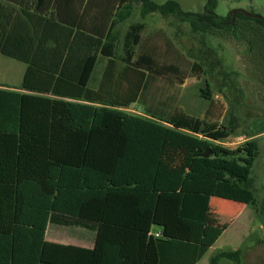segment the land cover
<instances>
[{
  "label": "trees",
  "instance_id": "1",
  "mask_svg": "<svg viewBox=\"0 0 264 264\" xmlns=\"http://www.w3.org/2000/svg\"><path fill=\"white\" fill-rule=\"evenodd\" d=\"M134 1L114 0V13L111 0L100 3L111 19L106 32L81 33L91 39L79 83L82 95L106 106L19 94L17 111L0 108V264H195L220 232L211 237L206 232L212 197L257 206L251 175L259 156L257 135L264 128L250 127L241 145L230 148L220 142L235 130L231 119L217 125L146 103L142 114L118 108L138 99L146 73L160 78L179 73L173 64L159 65L152 53L137 52L144 22L117 28L131 16ZM136 1L142 18L172 14L195 31L244 44L247 69L264 88V19L242 12L234 18L221 16L217 0H206L197 12L175 0ZM99 55L111 62L118 58L139 76L127 99L90 95L97 94L88 89V80ZM192 68L200 67L193 63ZM51 92L59 93L55 88ZM200 92L211 97L209 84ZM174 129L201 135L202 140L189 153L188 169L178 184L170 182L159 190V159ZM50 225L94 230L91 254L44 248ZM242 255L240 249L220 251L210 264L221 258L241 264Z\"/></svg>",
  "mask_w": 264,
  "mask_h": 264
},
{
  "label": "crops",
  "instance_id": "2",
  "mask_svg": "<svg viewBox=\"0 0 264 264\" xmlns=\"http://www.w3.org/2000/svg\"><path fill=\"white\" fill-rule=\"evenodd\" d=\"M86 2L87 0H0V50L4 49L12 54L9 56L0 51L2 111H17L19 94L60 99L74 105L106 106L85 100L79 83H82L84 56L88 53L91 42L89 37L81 33L86 32L92 36L106 32L111 19H108L109 11L100 9V3H107L109 0ZM111 3L114 13V0ZM107 9L110 10V7ZM123 24H119L117 28L121 30ZM138 78L137 73L125 69V64L118 58L111 62L99 55L88 80V89L97 93L90 95L107 101L127 99L132 94L131 89L139 82ZM147 81L146 73L138 99L127 107H117L129 113L142 114L139 107L146 103L144 94ZM53 88L59 93L51 92ZM201 140V135L184 129H174L168 135L163 143L155 176L159 190H165L170 182L178 184L188 169L189 153ZM170 187L173 188V185H169L168 189ZM245 207V204L232 200L215 197L210 199L205 219L206 232L210 237L216 234L217 229L220 232L211 237L208 249L216 244L227 226L232 224L239 213L242 214ZM49 228L50 226L45 232L44 248L69 253L67 248L72 247L79 256L83 255L82 251H86V256L91 254L95 234L86 236L85 233H80L74 237L66 232H51ZM152 231L160 233L159 229L153 228ZM57 248H62L63 251Z\"/></svg>",
  "mask_w": 264,
  "mask_h": 264
},
{
  "label": "rangeland",
  "instance_id": "3",
  "mask_svg": "<svg viewBox=\"0 0 264 264\" xmlns=\"http://www.w3.org/2000/svg\"><path fill=\"white\" fill-rule=\"evenodd\" d=\"M153 1L162 3L165 0ZM175 1L183 9L197 12L202 10L206 0ZM217 3L216 12L221 16L243 8L264 17V0H217ZM139 9L140 3L135 0L131 16L121 28L133 22H144L145 29L137 52L146 50L154 55L159 65L170 63L179 70L177 74L169 73L161 78L148 77L144 91L147 106H161L169 113L182 112L217 125H226L229 119L233 120L236 124L234 132L220 142L230 148L241 145L250 135V127L255 130L264 128V88L247 69L244 44L229 37H214L195 31L188 22L172 14L152 13L142 18ZM193 63H198L200 68L193 69ZM205 84L210 86L209 99L201 96L200 89ZM139 108L143 111L144 107ZM257 140L259 156L251 175L257 206L246 205L242 214L239 213L227 226L216 244L197 264H210V258L216 253L236 249L243 253L241 264H264V132L257 135ZM49 229L74 237L80 233L86 236L95 234L91 229L78 226L50 225ZM71 248L67 249L74 254L75 249ZM57 249L63 251L62 248ZM82 252L86 255V251ZM218 264L235 263L221 258Z\"/></svg>",
  "mask_w": 264,
  "mask_h": 264
},
{
  "label": "water",
  "instance_id": "4",
  "mask_svg": "<svg viewBox=\"0 0 264 264\" xmlns=\"http://www.w3.org/2000/svg\"><path fill=\"white\" fill-rule=\"evenodd\" d=\"M236 12H242V13H244L246 15H252V16H254L256 18L264 19V17H262L261 15H259V14H250L247 10H245L243 8L233 9L231 11V14L234 16Z\"/></svg>",
  "mask_w": 264,
  "mask_h": 264
},
{
  "label": "flooded vegetation",
  "instance_id": "5",
  "mask_svg": "<svg viewBox=\"0 0 264 264\" xmlns=\"http://www.w3.org/2000/svg\"><path fill=\"white\" fill-rule=\"evenodd\" d=\"M232 11V10H231ZM248 11V10H247ZM231 13V12H230ZM250 13V12H249ZM236 14V13H235ZM251 14V13H250ZM252 14H255V13H252ZM232 15V14H231ZM263 17V16H262ZM232 18H234V16L232 15Z\"/></svg>",
  "mask_w": 264,
  "mask_h": 264
},
{
  "label": "built area",
  "instance_id": "6",
  "mask_svg": "<svg viewBox=\"0 0 264 264\" xmlns=\"http://www.w3.org/2000/svg\"><path fill=\"white\" fill-rule=\"evenodd\" d=\"M157 235V234H156Z\"/></svg>",
  "mask_w": 264,
  "mask_h": 264
}]
</instances>
